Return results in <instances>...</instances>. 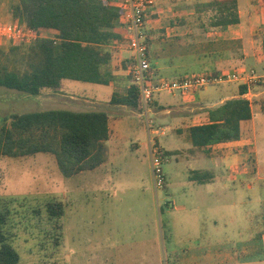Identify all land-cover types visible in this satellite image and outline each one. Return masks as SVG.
Returning <instances> with one entry per match:
<instances>
[{
  "label": "rangeland",
  "instance_id": "obj_1",
  "mask_svg": "<svg viewBox=\"0 0 264 264\" xmlns=\"http://www.w3.org/2000/svg\"><path fill=\"white\" fill-rule=\"evenodd\" d=\"M12 3L13 0H0V25L18 23L10 15ZM241 6L248 21V30L241 40L242 50L244 48L243 53L254 56L238 63L237 67L229 66L224 72L253 69L261 75L264 74V25L249 22V18L257 14L259 4L257 0H241ZM40 34L54 39L56 45L61 42L55 31H41ZM145 38L148 43L146 33ZM10 45L13 43L1 44L0 47ZM123 49L128 50L126 47ZM200 66L194 65L196 70L173 75L153 69L160 77L170 80L213 74ZM114 67L118 69L112 63L111 70ZM130 81L126 78L122 85L118 83L113 88L67 81L62 90L45 91L38 97L0 88V127L3 120L12 114L46 110L112 114L113 109L121 107L111 103L112 95L124 94ZM253 86L261 88L264 83ZM209 89L215 93L221 87ZM160 95L154 96L147 116H130L128 121H134L137 126L129 130L130 137L119 143L120 149L113 152V161L107 168L95 174L86 172L84 176L66 178L55 157L48 154L0 159V207L10 210L6 230L20 255L19 264H146L149 259L160 257L162 237L167 258L172 250L171 244L180 242L188 234L196 238L201 235L198 221L207 213L214 217L210 208L213 205L214 209L217 203L227 207L226 219L222 217L220 221L221 235L225 238L233 241L246 238L250 219L254 220V225L256 221L260 225L264 223V132L255 144L260 149L257 173H253V162L249 159L245 168L248 175L234 173L236 180L228 175L217 197L207 194L209 186L188 183L189 170L183 162L185 147L181 148L183 155L177 161L167 155L162 165L165 188L158 189L154 185L152 160L145 143L149 139L147 121L151 128H161L159 114L150 113L158 112L153 103ZM169 97L162 94L160 99L165 101ZM218 99L216 96L215 100ZM157 137L165 148H173L170 143H165L164 138ZM156 146L167 153L158 144ZM55 202L61 204L63 214L53 221L49 218L47 206ZM174 205L180 211L187 209L190 212L174 211ZM181 219L191 222V227L188 229ZM145 241L148 242L146 245ZM166 264H169L167 260Z\"/></svg>",
  "mask_w": 264,
  "mask_h": 264
},
{
  "label": "trees",
  "instance_id": "obj_2",
  "mask_svg": "<svg viewBox=\"0 0 264 264\" xmlns=\"http://www.w3.org/2000/svg\"><path fill=\"white\" fill-rule=\"evenodd\" d=\"M195 11L205 31H223L241 23L239 0L197 3ZM10 15L31 31H57L61 42L56 45L51 39H38L30 45L17 42L0 47V88L38 97L45 91L62 90L67 81L102 86L114 81L107 48L122 41L125 32L119 23L122 10L111 0H13ZM245 94L244 85L241 97L209 110L210 123L187 129L194 148L241 139V124L253 117ZM111 103L144 112L139 89L132 80L126 94H114ZM110 134V117L103 111L57 109L12 114L0 127V159L52 155L62 174L71 178L105 162V142ZM163 154L167 157L172 153ZM195 176L198 183L203 182L202 173ZM47 211L53 221L63 214L58 202L49 203ZM9 220L10 210L0 207V264H19L20 255L6 230ZM168 262L178 264L170 257Z\"/></svg>",
  "mask_w": 264,
  "mask_h": 264
},
{
  "label": "crops",
  "instance_id": "obj_3",
  "mask_svg": "<svg viewBox=\"0 0 264 264\" xmlns=\"http://www.w3.org/2000/svg\"><path fill=\"white\" fill-rule=\"evenodd\" d=\"M111 1L113 5H117L119 0ZM210 1L212 0H154L153 6L148 11L149 17L145 26L149 58L153 68L173 75L180 71L196 70L194 65L201 64L202 70L223 73L229 66L237 67L238 63L252 59L254 55L247 52L244 55V48L242 50L241 40L248 30L246 27L248 21L242 12L241 0H239L240 24L230 26L223 31L216 29L205 31L195 6L197 3ZM257 1L259 4L257 14L251 16L249 22L264 25V0ZM121 29L125 32L122 26ZM115 50L118 51L115 52ZM107 51L111 55V64L117 65L118 68H112L111 72L115 79L109 86L113 88L118 83L122 85L126 78L131 80L128 75L130 52L121 47H108ZM130 85L131 81L125 88L126 92ZM242 86L244 85L240 83L227 84L219 86L221 89L215 93L207 89L190 96H170L165 101L160 99L162 94L157 97L153 105L158 112L150 113L159 114L161 128L155 129L154 126L152 128L148 126L149 139L145 147L150 152V157L151 149L156 144L167 153H172L171 157L176 161L183 155L181 148H187L184 151L183 161L189 170L186 179L189 184L209 186L207 194L211 197H217L222 185L226 184L228 175H231L230 177L234 180H236L234 173L247 176L245 168L248 166L249 159L253 162V173H257L260 149L255 147V144L260 141L259 135L264 132V86L261 88L252 86L243 96L251 102L253 117L241 124L242 136L239 141L212 145L198 150L192 146L187 133L190 127L210 123V109L228 100L241 97ZM126 92L121 95H125ZM216 96L219 97L218 100H215ZM111 112L112 114L107 113L110 117L111 134L109 140L105 142V162L95 170L82 172L80 176H84L86 172L95 174L106 169L113 161V152L120 149L119 143L130 137L129 130L137 126L134 121H128L130 116H147L149 113L144 110L140 114L127 106H121ZM158 135L164 138L166 144L173 145V148H165L159 141ZM196 172L202 173L203 177L200 178L203 180L202 183L196 181L199 179L195 176ZM212 207L213 205L210 211L215 216L212 217V213H207L198 221L197 228L201 233L198 238L188 234L184 239H180V242L171 244L172 250L166 258L163 249L164 237H162L159 245L160 257L149 259L146 264H166L169 257L176 259L178 264H264V223L260 225L259 221H256L254 225V220L250 219L251 226L247 237H240L238 241H233L221 235L220 221L222 217L226 219L227 207L222 206L221 203L215 204L214 209ZM173 209L179 212H190L187 209L180 211L175 205ZM181 222L188 229L191 227V222L186 219H181ZM147 243L145 241V245Z\"/></svg>",
  "mask_w": 264,
  "mask_h": 264
},
{
  "label": "built area",
  "instance_id": "obj_4",
  "mask_svg": "<svg viewBox=\"0 0 264 264\" xmlns=\"http://www.w3.org/2000/svg\"><path fill=\"white\" fill-rule=\"evenodd\" d=\"M153 4L154 0H119L116 6L122 10L119 23L124 28L125 36L122 41H115L110 45V48L126 47L130 52L128 75L139 89L145 111H148L154 96L159 94L190 96L231 83L245 85L249 92L253 85L264 83V74L260 75L253 69H240L233 73L195 74L181 80H170L157 75L150 62L149 46L145 38L147 14ZM38 39L50 38H44L40 32L31 31L19 23L0 25V45L17 42L30 45ZM147 124L151 126L148 121ZM151 160L155 185L158 189H164L166 179L162 165L166 156L156 145L151 149Z\"/></svg>",
  "mask_w": 264,
  "mask_h": 264
}]
</instances>
